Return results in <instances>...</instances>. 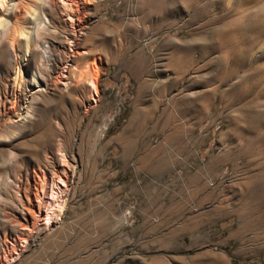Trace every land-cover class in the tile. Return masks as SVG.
I'll list each match as a JSON object with an SVG mask.
<instances>
[{
  "label": "rangeland",
  "instance_id": "374dc122",
  "mask_svg": "<svg viewBox=\"0 0 264 264\" xmlns=\"http://www.w3.org/2000/svg\"><path fill=\"white\" fill-rule=\"evenodd\" d=\"M0 264H264V0H0Z\"/></svg>",
  "mask_w": 264,
  "mask_h": 264
},
{
  "label": "bare ground",
  "instance_id": "6f19581e",
  "mask_svg": "<svg viewBox=\"0 0 264 264\" xmlns=\"http://www.w3.org/2000/svg\"><path fill=\"white\" fill-rule=\"evenodd\" d=\"M33 80V81H32ZM31 85L33 86V90H40L42 88V83L39 81H35V79H32Z\"/></svg>",
  "mask_w": 264,
  "mask_h": 264
}]
</instances>
